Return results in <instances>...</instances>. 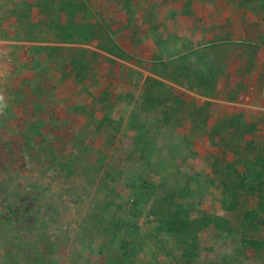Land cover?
<instances>
[{
    "label": "rangeland",
    "instance_id": "1",
    "mask_svg": "<svg viewBox=\"0 0 264 264\" xmlns=\"http://www.w3.org/2000/svg\"><path fill=\"white\" fill-rule=\"evenodd\" d=\"M38 1L0 0V264H174L149 249L129 259L103 249L104 239L87 227L103 207L98 188L114 193L116 218L123 215L118 205L131 198L126 182L134 176L165 180L174 190L189 185L183 201L193 217L229 218L213 179L226 177L225 167L248 153V142L264 151V0H139L127 19L122 4L101 0L111 28L102 39L117 44L124 58L104 49L105 41L56 43L37 24ZM30 24L37 41L24 38ZM69 59L89 62L81 83L69 72ZM163 63L183 84L162 80L158 94L170 99L149 110L145 79L154 76L152 64ZM197 71L212 74L214 90L190 87L187 77ZM105 92L108 103L101 102ZM200 107L207 121L191 116ZM84 108L96 113L92 119L80 113ZM104 111L118 132L96 130ZM139 114L154 141L150 158L135 147L131 117ZM231 120L239 129L229 135L224 127ZM29 128H41V135ZM70 158V171L64 170ZM147 212L138 224L148 232L155 223ZM235 217L232 223L240 212ZM240 237L203 231L193 264H256Z\"/></svg>",
    "mask_w": 264,
    "mask_h": 264
},
{
    "label": "trees",
    "instance_id": "2",
    "mask_svg": "<svg viewBox=\"0 0 264 264\" xmlns=\"http://www.w3.org/2000/svg\"><path fill=\"white\" fill-rule=\"evenodd\" d=\"M100 1L39 0L36 3V8L39 10L37 24L44 26L46 33L52 35L56 43L92 44L101 41L106 42L102 37L107 35L111 28L102 16L107 5H103ZM138 1L108 0L111 5H117L116 7L123 5L125 19L132 14L133 5ZM30 26L33 28L25 31L24 38L28 41L39 40L34 31L36 26L31 24ZM104 45V49L116 56L124 58L127 55L115 43L109 42L107 44L106 42ZM34 49L40 51L49 48L35 46ZM66 62L69 63V72L74 75L78 82L81 83L89 76V62H80L78 59H69ZM151 71L154 76L145 79L144 94L146 97L143 101L144 106H147L149 110L155 108L156 105H166L170 99L169 96L161 97L158 94V91L165 86L162 80L183 84V82L173 77L174 73L169 72L164 63L161 67H158V64H152ZM207 73L197 71L194 78L188 75V83L192 85L190 87L194 89L197 84L201 85L205 94L214 90L216 87L214 77L210 72ZM194 82H196V85H193ZM129 95L127 94V96ZM104 96L105 98L101 102L108 103V92H105ZM204 110L201 107L196 108L195 111L191 112V116L195 120L196 117L198 119L202 117L203 120L207 121V117L203 118ZM87 111L84 108L80 113L90 118L96 114L93 113L92 109ZM105 112L102 113L96 130L109 127V130L118 132L119 128L117 126L119 124L115 126L116 123ZM72 114H76L74 110L61 116V120H66V117H70ZM164 114V117L166 116L164 120L169 124L171 119L168 116L170 115L169 110H166ZM139 117L140 114L131 117V120L134 121L131 129L137 132L134 136L136 140L135 147H141L143 156L146 157L147 154V158H150L154 141L149 139L151 132L149 129H145L146 125L141 122ZM233 127V130H236L234 121L231 120V123L224 127V132L229 135L233 134L234 131L229 132L230 128ZM28 130L34 131L36 137L41 135L39 132L41 128L36 131L30 128ZM241 133L244 135L250 133V130H242ZM62 134H65L66 137L68 135L64 131ZM252 146L253 143L248 142L245 147L248 153L242 154L241 160H236L235 163L232 162L225 167L224 170H227V174L224 179L220 178L221 175L213 179V182L217 183V187H221L223 190L220 203L226 214L230 215L229 218L206 213H202L199 217H193L188 204L183 201L190 197L189 185L180 188L176 186L174 190L166 186L167 182L165 180L157 184L150 177L134 176L126 182L131 198L128 203L118 205L123 214L118 218L110 215L111 206L114 204V193L111 194L112 191H107L106 187L99 186L98 190L101 192L100 198L103 207L91 217L87 227L94 234L104 239L103 249L113 247L122 259L136 258L142 252H146V249H149L154 258L157 253L161 252L166 258L175 260L174 264L195 263L199 257L198 239L203 231L213 230L214 232L226 234L239 232L241 236L239 244L243 250L250 252L256 264H264V235H262L264 233V151L258 148L254 151ZM162 162H164V165L166 164L165 161ZM67 163L69 165H64L63 169L70 171V165L73 163L72 158ZM97 167H99L98 170L102 169L100 165ZM245 199L256 200V205L254 207L248 206V203L245 204L244 202ZM144 210H148L146 215L153 219L152 221L148 220L149 224L155 223L152 230L148 232L142 230V227L138 224ZM239 212L241 215L240 221L232 223L236 218L235 214Z\"/></svg>",
    "mask_w": 264,
    "mask_h": 264
},
{
    "label": "clouds",
    "instance_id": "3",
    "mask_svg": "<svg viewBox=\"0 0 264 264\" xmlns=\"http://www.w3.org/2000/svg\"><path fill=\"white\" fill-rule=\"evenodd\" d=\"M3 101V97H0V102H2Z\"/></svg>",
    "mask_w": 264,
    "mask_h": 264
}]
</instances>
